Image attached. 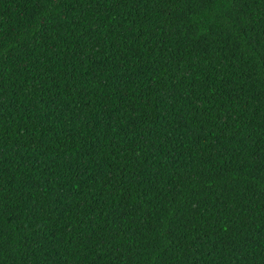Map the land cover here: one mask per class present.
I'll list each match as a JSON object with an SVG mask.
<instances>
[{
    "label": "trees",
    "instance_id": "1",
    "mask_svg": "<svg viewBox=\"0 0 264 264\" xmlns=\"http://www.w3.org/2000/svg\"><path fill=\"white\" fill-rule=\"evenodd\" d=\"M0 264H264V0H0Z\"/></svg>",
    "mask_w": 264,
    "mask_h": 264
}]
</instances>
